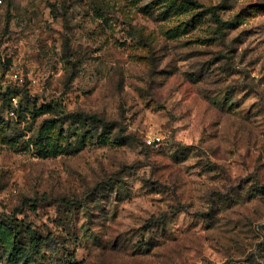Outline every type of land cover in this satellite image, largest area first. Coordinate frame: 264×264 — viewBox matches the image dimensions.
I'll return each instance as SVG.
<instances>
[{
    "label": "rangeland",
    "instance_id": "rangeland-1",
    "mask_svg": "<svg viewBox=\"0 0 264 264\" xmlns=\"http://www.w3.org/2000/svg\"><path fill=\"white\" fill-rule=\"evenodd\" d=\"M195 1L0 0V264H264V0Z\"/></svg>",
    "mask_w": 264,
    "mask_h": 264
},
{
    "label": "trees",
    "instance_id": "trees-1",
    "mask_svg": "<svg viewBox=\"0 0 264 264\" xmlns=\"http://www.w3.org/2000/svg\"><path fill=\"white\" fill-rule=\"evenodd\" d=\"M188 4H190L191 6H197V7H201L198 2H196L195 0H188ZM217 9L216 7H209L208 8V12L209 14H211L217 21V23L222 24V21L220 19V17L217 14ZM224 25V24H223ZM225 26V25H224ZM35 241V240H34Z\"/></svg>",
    "mask_w": 264,
    "mask_h": 264
}]
</instances>
